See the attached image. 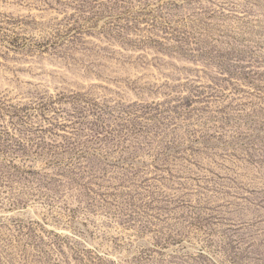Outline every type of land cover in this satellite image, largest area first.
<instances>
[{
  "label": "rangeland",
  "instance_id": "obj_1",
  "mask_svg": "<svg viewBox=\"0 0 264 264\" xmlns=\"http://www.w3.org/2000/svg\"><path fill=\"white\" fill-rule=\"evenodd\" d=\"M0 264H264V0H0Z\"/></svg>",
  "mask_w": 264,
  "mask_h": 264
}]
</instances>
